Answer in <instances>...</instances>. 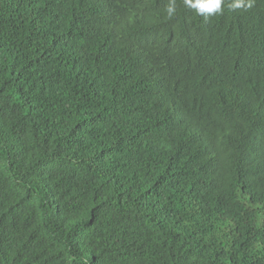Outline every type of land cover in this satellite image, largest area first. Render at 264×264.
<instances>
[{
	"label": "trees",
	"instance_id": "trees-1",
	"mask_svg": "<svg viewBox=\"0 0 264 264\" xmlns=\"http://www.w3.org/2000/svg\"><path fill=\"white\" fill-rule=\"evenodd\" d=\"M0 0V264H264V0Z\"/></svg>",
	"mask_w": 264,
	"mask_h": 264
},
{
	"label": "clouds",
	"instance_id": "clouds-1",
	"mask_svg": "<svg viewBox=\"0 0 264 264\" xmlns=\"http://www.w3.org/2000/svg\"><path fill=\"white\" fill-rule=\"evenodd\" d=\"M225 0H183V5L190 9L198 16H203L206 19L214 15L223 14V5ZM253 6V0H232L229 8L250 9ZM166 16L170 19L176 15L177 3L176 0H167L165 9Z\"/></svg>",
	"mask_w": 264,
	"mask_h": 264
}]
</instances>
